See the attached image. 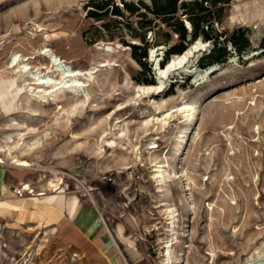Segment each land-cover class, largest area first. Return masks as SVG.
I'll list each match as a JSON object with an SVG mask.
<instances>
[{"label":"rangeland","instance_id":"rangeland-1","mask_svg":"<svg viewBox=\"0 0 264 264\" xmlns=\"http://www.w3.org/2000/svg\"><path fill=\"white\" fill-rule=\"evenodd\" d=\"M108 1L96 9L91 0H0V77L13 52L41 47L92 69L80 76L84 107L71 95L29 101L26 85L21 112L0 120V264H264V0H198L204 12L178 0L168 21L151 9L171 0ZM184 12L201 17L227 54L202 79L175 70L160 93L132 100L134 85L156 84L150 59L162 67L173 55L166 59ZM204 42L193 69L205 68L199 59L214 41ZM183 102L195 108L192 124L178 111L154 123ZM12 127L39 145L23 153L14 134L4 140ZM156 165L168 176L161 184ZM78 208L96 213L109 250L80 236Z\"/></svg>","mask_w":264,"mask_h":264},{"label":"bare ground","instance_id":"bare-ground-1","mask_svg":"<svg viewBox=\"0 0 264 264\" xmlns=\"http://www.w3.org/2000/svg\"><path fill=\"white\" fill-rule=\"evenodd\" d=\"M186 23L189 25L188 22ZM206 46L207 42L199 40L198 38L196 41H192L182 53L173 54L162 67L159 66V59H153L156 76L160 81L156 82L155 85H134L131 99L133 100L149 94L160 93L165 88V80L168 78V75L175 70L193 73V75H195V81L205 77L208 74V69L211 70L217 68L216 64L209 65L208 67L199 70L193 69L192 64ZM104 50L105 52H109L112 48L110 45H105ZM34 54L35 53L30 56L21 57V55L13 52L9 56L6 69L10 71V74L8 76L0 77V120L3 118H9L14 114L21 112L23 107L18 104L17 99L21 96L26 85L33 86V89L31 88L32 95L30 96L33 98H29V101H31V99H36L37 101L39 99L46 100L48 96H51L53 103H56L62 98V96L65 97L71 95L72 97H75L77 104H80L81 107L86 105L89 99V94L86 91L82 92V86L85 84L80 79V76L85 73L90 75L92 73L91 68L87 69L86 72H82L81 69L73 68L69 62H66V60L62 59L55 51L48 47H41L36 51V54ZM153 55L154 49H151V58ZM37 57L42 59L44 63H39L30 67L29 60ZM105 65L106 63L103 62L100 66ZM124 107L126 106L117 107L114 114L116 111H119ZM174 111L180 112L183 121L188 125L193 123V119L195 118V108L191 103L184 102L181 106L176 107L175 110L171 109V111H168L163 118H154V123H163V121L171 117ZM32 112L35 111L33 110ZM148 122L149 121H146V124ZM12 128L14 131L4 134V140H10L12 134H14L18 139L15 147L22 149L23 153L39 145L40 137L37 136L24 142V133L20 132L16 127ZM44 135H46V133ZM13 162H15V165L17 166H30L28 161L19 158H15ZM0 163H2L1 158ZM162 167L164 166L156 165V169L154 170L155 178L160 184L164 182L166 177H168L164 176L163 173L165 170H163ZM54 174L56 175L55 171ZM58 181L59 178L56 177L55 182H49V185L53 187V190L57 189ZM37 195H43V193ZM170 216L173 218V211L169 212V217Z\"/></svg>","mask_w":264,"mask_h":264},{"label":"trees","instance_id":"trees-1","mask_svg":"<svg viewBox=\"0 0 264 264\" xmlns=\"http://www.w3.org/2000/svg\"><path fill=\"white\" fill-rule=\"evenodd\" d=\"M95 0H91L92 3ZM177 1L178 0H171L168 5L162 6V7H156L155 9H151V12L154 13L158 17H162L163 21H168L170 17H172V14H175L177 12ZM207 0H204V2ZM109 4L108 0H101V1H96L95 3V8L96 9H102L106 7ZM124 5L128 8L130 11H134L129 4L124 3ZM191 6L192 9H198L199 11H206L208 8L203 5L202 1L194 0V1H189V2H184L182 3V6ZM149 10V7H146ZM115 12H119L118 8L115 7ZM91 15H96L97 11L91 10L89 12ZM117 14V13H115ZM182 14H188V23L191 25V32H188L187 28L184 26L183 21L177 17L176 18V25L177 27L173 29V32L177 35L178 43H175L174 45H171L167 50H166V59L168 58V55L170 54H179L182 53L186 49L185 42H187L186 38L189 35L190 36V42L197 40L200 38L203 41H208V40H213L214 45L213 48L210 50V52L204 56H202L199 59V65L201 67H207L209 65H212L216 62L221 61L224 59V56L227 54V51L225 47L221 49L217 48L218 41L216 38L212 37L210 35L209 31H205L203 28L200 27L199 20L201 17L198 15H194V12H184ZM163 15H169L168 16H163ZM140 16H144V14H140ZM208 27L210 24H207ZM140 42L146 43L147 40L145 38V35L139 36ZM231 43H233L234 46H236L235 41L230 40ZM132 48H138V45L132 44L130 45ZM219 50V51H218ZM141 57L145 58L146 57V51L144 50L143 53L140 55ZM137 60L141 62L140 58L138 57Z\"/></svg>","mask_w":264,"mask_h":264},{"label":"crops","instance_id":"crops-1","mask_svg":"<svg viewBox=\"0 0 264 264\" xmlns=\"http://www.w3.org/2000/svg\"><path fill=\"white\" fill-rule=\"evenodd\" d=\"M79 212L80 211L78 208V211H77L75 217L71 220L76 221V226L78 228L80 236L84 240L93 241L94 244L97 246V248L100 249V251H102V249H104V248H107V250H109L111 244H108L106 246L105 240L103 241L101 238H98V234H99L98 230L100 229V225L98 223V218L96 216V213H94V211L91 209H88V211L85 213L84 212L79 213ZM105 251L106 250H104V252Z\"/></svg>","mask_w":264,"mask_h":264},{"label":"water","instance_id":"water-1","mask_svg":"<svg viewBox=\"0 0 264 264\" xmlns=\"http://www.w3.org/2000/svg\"><path fill=\"white\" fill-rule=\"evenodd\" d=\"M186 28H187V30L189 31V32H191V25L189 24V25H187L186 24ZM199 40H201L200 38H199ZM196 41V40H195ZM158 49H154V53L157 51ZM150 60H152L153 61V59H150ZM216 66L218 67V65L216 64ZM208 67V66H207ZM153 69L155 70V66L153 67ZM215 69V68H214ZM214 69H208V74L210 73V72H212V71H214ZM154 79H155V82H159L160 81V79L155 75L154 76Z\"/></svg>","mask_w":264,"mask_h":264},{"label":"built area","instance_id":"built-area-1","mask_svg":"<svg viewBox=\"0 0 264 264\" xmlns=\"http://www.w3.org/2000/svg\"><path fill=\"white\" fill-rule=\"evenodd\" d=\"M23 190L24 189H16L15 191H14V193L16 194V195H21L22 194V192H23ZM28 191V190H27Z\"/></svg>","mask_w":264,"mask_h":264}]
</instances>
